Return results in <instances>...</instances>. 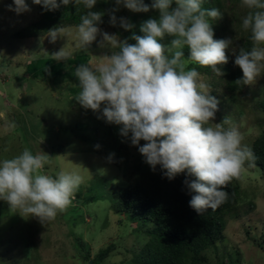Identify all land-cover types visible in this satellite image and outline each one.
<instances>
[{"label": "rangeland", "instance_id": "rangeland-1", "mask_svg": "<svg viewBox=\"0 0 264 264\" xmlns=\"http://www.w3.org/2000/svg\"><path fill=\"white\" fill-rule=\"evenodd\" d=\"M206 1L225 14L230 30L225 38H231L238 50L248 38V31L242 28L247 9L240 7L241 0H219L220 7L216 0ZM26 2L31 11L17 14L9 10L13 0H0V159L12 158L26 147L34 154L42 150L50 156L45 173L55 177L60 171H75L83 183L71 205L44 224L12 211L0 200V264H142L138 258L147 239L135 232L137 225L130 215L114 213V196L131 184L137 168L150 166L138 146L120 135V126L98 118L100 113L83 108L74 99L80 91L75 67L110 54L111 49L106 44L100 46L102 35H97L87 50L77 48L75 27H67L73 29L72 36L58 37L55 42L48 34L15 38V33L42 18L39 5ZM144 2L150 6L152 0ZM113 7L114 0H97L94 6L107 13L101 32L117 34L120 39L133 32L142 35L140 25L149 18H159L158 10L133 12L121 6L115 15L135 25L126 31L109 23L108 12ZM221 18L210 21L220 30ZM219 35L214 33V39ZM172 39L166 36L161 43L168 45ZM65 46L72 58L67 62L54 60L52 55ZM227 55L229 62L235 60L231 50ZM227 65L217 66L223 72L218 76L212 69L207 72L194 62L187 63L188 68H197L210 85V95L219 100L214 122L229 118L239 127L243 143L252 149L264 129V113L258 105L264 94V74L232 95L226 86ZM237 180L243 192L242 210L228 220L225 239L206 253L207 264H264V176L255 165H246ZM110 245L115 249L99 261V251Z\"/></svg>", "mask_w": 264, "mask_h": 264}, {"label": "clouds", "instance_id": "clouds-1", "mask_svg": "<svg viewBox=\"0 0 264 264\" xmlns=\"http://www.w3.org/2000/svg\"><path fill=\"white\" fill-rule=\"evenodd\" d=\"M204 0H114L108 12L112 26L131 31L135 25L115 13L121 6L133 12L158 10L159 18H149L139 31L125 39L101 32L104 12L94 11L97 0H32L46 11L62 5L82 4L87 11L75 26L76 47L87 50L102 35L110 54L75 67L79 93L74 99L85 109L100 113L109 124L120 126V135L138 146L153 171L160 167L169 180L185 174L184 184L192 195L189 206L202 215L215 210L229 196L224 189L239 179L246 165L254 166L255 155L243 143L239 127L225 117L216 123L219 100L210 95V85L189 61L209 67L218 76V65L229 62L227 51L235 56L234 64L243 75L235 83L252 85L264 74V0H241L247 9L242 28L250 32L252 47H233L231 38L214 39L211 22L220 19L219 8L205 9ZM14 5V7H13ZM10 11H31L26 0H13ZM73 29L55 27L48 31L51 42L72 36ZM166 36L170 44L161 43ZM129 40L135 43H129ZM190 51L184 58L183 49ZM67 62L72 58L65 47L52 55ZM141 141L145 143L140 144ZM99 148V145L96 146ZM114 153L108 157L112 161ZM50 156L35 154L29 148L12 158L0 159V200L12 211L37 218L42 224L54 220L75 199L83 177L75 171H60L55 177L45 173ZM194 177L195 179H189Z\"/></svg>", "mask_w": 264, "mask_h": 264}, {"label": "trees", "instance_id": "trees-1", "mask_svg": "<svg viewBox=\"0 0 264 264\" xmlns=\"http://www.w3.org/2000/svg\"><path fill=\"white\" fill-rule=\"evenodd\" d=\"M203 4L205 9L211 8L206 0ZM216 4L220 7L219 0H216ZM39 7L41 20L20 30L21 33L20 31L15 33V38H38L46 36L50 29L58 26L75 27L80 23L81 15L87 11L82 4L62 5L54 11H46L40 5ZM93 10L100 11L96 8ZM104 13L103 23L99 27L105 24L107 13ZM219 26L221 30L213 25L212 28L215 34L220 33L216 39H223L230 31L226 25L225 14ZM247 35L248 38L242 47L250 50L252 41L249 31ZM184 50L190 56L189 49L185 47ZM205 68L207 72L211 69ZM225 73L228 91L232 95L237 92L239 94L245 85L235 83L242 78L243 73L235 66L234 60L228 62ZM258 105L264 113V94ZM252 151L255 155L253 164L264 176V129L254 142ZM186 178L188 177L185 174H181L169 180L163 176L159 166L155 171L151 167L147 169L141 166L135 170L131 184L119 190L114 196V213L130 215L137 225L135 232L144 234L147 239L143 254L138 258L142 264H207L206 253L215 249L217 244L225 239L224 232L228 220L238 216L242 210L240 199L243 192L238 180L234 179L224 189L229 196L223 204L215 210L209 209L202 215L198 214L189 206V201L195 193L190 192L184 184ZM249 206L253 208L254 204L250 203ZM114 249L115 246L110 245L100 250L99 261L108 258Z\"/></svg>", "mask_w": 264, "mask_h": 264}, {"label": "bare ground", "instance_id": "bare-ground-1", "mask_svg": "<svg viewBox=\"0 0 264 264\" xmlns=\"http://www.w3.org/2000/svg\"><path fill=\"white\" fill-rule=\"evenodd\" d=\"M37 27V26H36ZM39 29V28H38ZM20 33H21V31H20ZM19 34V33H18ZM130 36V35H129Z\"/></svg>", "mask_w": 264, "mask_h": 264}]
</instances>
